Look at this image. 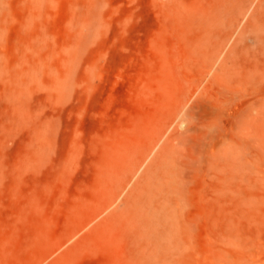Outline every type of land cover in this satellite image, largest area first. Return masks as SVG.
Returning a JSON list of instances; mask_svg holds the SVG:
<instances>
[{
    "label": "rangeland",
    "instance_id": "1",
    "mask_svg": "<svg viewBox=\"0 0 264 264\" xmlns=\"http://www.w3.org/2000/svg\"><path fill=\"white\" fill-rule=\"evenodd\" d=\"M4 1L0 264H143L140 242L104 225L99 174L110 147L147 164L168 141L197 156L214 142L245 153L240 122L264 88L239 79L236 59L224 63L235 37L196 54L168 6L203 0ZM206 169L185 173L193 202L210 192ZM262 170L254 164L253 188L239 176L237 207L226 199L219 230L193 225L180 264H264ZM125 206L122 194L114 208Z\"/></svg>",
    "mask_w": 264,
    "mask_h": 264
},
{
    "label": "bare ground",
    "instance_id": "2",
    "mask_svg": "<svg viewBox=\"0 0 264 264\" xmlns=\"http://www.w3.org/2000/svg\"><path fill=\"white\" fill-rule=\"evenodd\" d=\"M41 1L37 0V4ZM4 3L0 0V10ZM170 4L169 9H176L173 16L177 14V20H183L186 30L192 33L196 54L204 57L216 50L224 37H235L224 63L230 61L234 65L236 59L239 79L254 81L259 89L264 88V0H203L188 6L182 4L183 9L177 1L175 6L179 9ZM240 125L249 135L245 153H240L236 143L223 148L214 142L197 156L186 149L184 141L177 145L168 141L166 152L147 164L146 158L132 159L130 149L123 144L116 145V150L110 147L112 153L108 151L99 174L100 189L103 198H107L102 207L109 213L104 225L120 224L131 242H140L145 251L143 264H180L184 251L179 242H187L193 225L203 222L219 230L226 199L231 209L237 207L239 176L247 181L248 188H253L254 164H259L264 173V100ZM205 167L212 176L210 192L193 202L185 173L203 171ZM122 194L126 206L119 210L114 205ZM259 201H263L261 196ZM192 208L198 218L192 214ZM123 230L120 234L125 233Z\"/></svg>",
    "mask_w": 264,
    "mask_h": 264
}]
</instances>
